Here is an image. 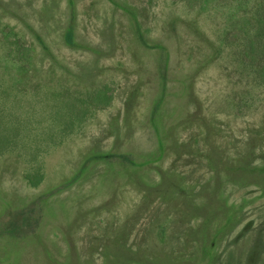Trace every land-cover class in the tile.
<instances>
[{
  "label": "rangeland",
  "instance_id": "1",
  "mask_svg": "<svg viewBox=\"0 0 264 264\" xmlns=\"http://www.w3.org/2000/svg\"><path fill=\"white\" fill-rule=\"evenodd\" d=\"M0 264H264V0H0Z\"/></svg>",
  "mask_w": 264,
  "mask_h": 264
},
{
  "label": "trees",
  "instance_id": "2",
  "mask_svg": "<svg viewBox=\"0 0 264 264\" xmlns=\"http://www.w3.org/2000/svg\"><path fill=\"white\" fill-rule=\"evenodd\" d=\"M67 39H68V42L71 43V34L70 33L68 34ZM94 98L100 106L104 107V106H108L111 104L113 96L108 95V89H107V87H105V88L98 89L97 91H95Z\"/></svg>",
  "mask_w": 264,
  "mask_h": 264
}]
</instances>
